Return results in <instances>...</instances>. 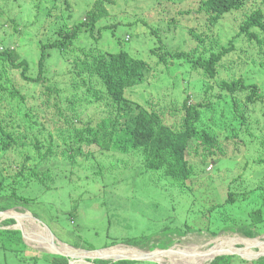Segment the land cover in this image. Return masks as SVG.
<instances>
[{"label": "rangeland", "instance_id": "obj_1", "mask_svg": "<svg viewBox=\"0 0 264 264\" xmlns=\"http://www.w3.org/2000/svg\"><path fill=\"white\" fill-rule=\"evenodd\" d=\"M47 1L48 6L38 8L39 17L54 7L51 21L44 25L43 19L36 18V0H0V42L13 44L17 54L30 62L34 80H24L21 71L10 70L7 63L1 65L7 69L2 75L4 83L20 91L26 97V104L11 101L9 89L0 97V114L6 117L5 131L16 141L10 151L0 148V184L5 188L0 194L3 208L0 214L17 213L0 221V231H19L24 242L21 246L14 245V240L0 235V264H71L74 260L49 251L42 242L33 241V244L28 232L42 233L49 241L52 234L69 251L95 254L112 247H125L149 254L178 251L176 254L181 258L185 252L195 255L217 248L218 243L226 247L232 244L235 250L224 248L217 264H264V44L249 42L248 38L237 39L235 50L219 62L217 77L212 82L215 89L210 93L205 92L206 79H194L197 73L204 75L195 72L189 61L170 58L171 61L162 63L151 53L157 47L152 33L159 31L169 46L166 51L172 54L198 51V56L206 58V48L200 45L202 34L206 32L205 41L212 36L215 52L227 48L246 17L256 10L264 11V0H246L241 11L224 16L213 28L208 26L207 15L199 11L205 0H104L109 15L101 20V25L116 26L102 32V47L106 46L111 53L126 50L136 58H151V65L156 68L152 79L127 89L128 102L136 109L145 108L151 114L161 115L163 122L175 129L184 123L186 99L191 98L189 105L192 106L205 105L199 108V127L206 128L217 140L214 147L203 142L192 143L188 159L193 173L185 182L162 173L147 172L140 154L103 156V151L96 146L85 148V153L93 151L103 171L97 163L95 166L80 160L75 169L78 174L72 177L71 167L62 153L49 157L39 166L35 161L25 163L29 155L38 157L33 149L35 135L42 130L41 137L52 133L55 144H59L60 130L67 132V122L61 120L62 112L77 114L70 102H74L73 96L78 92L74 90L75 83L71 84L65 75L68 61L77 53L66 57L49 51L51 62L44 66V84L35 82L41 48L59 37L64 41L61 33H68L67 27H70L65 0ZM82 1L86 5L94 3V0ZM70 2L75 9L81 3L80 0ZM14 18L20 24V33L10 38L14 34ZM77 18L79 22L80 16ZM262 32L258 34L264 42ZM95 39L99 41L100 35L81 37L77 48L90 50L92 43L97 42ZM4 47L1 44L0 52ZM239 79L250 87L257 86L258 100L256 96L245 105L250 89L232 96L218 88L222 81ZM50 90L55 92L56 100L49 96ZM84 107H95V103L83 105L81 115L85 116L79 117L82 120L103 114L97 108L96 113L90 108L88 114ZM31 129L34 130L30 132ZM0 139L2 142L7 137L0 132ZM21 171L29 172L21 183L15 184L21 186H13L15 176ZM35 171L39 177H31ZM96 173L101 176L94 180L92 176ZM16 195L21 197L20 201ZM229 195L234 202L228 201ZM249 231L254 233L251 238L246 236ZM128 240L135 242L136 247L123 244ZM101 257L85 258V261L96 264ZM154 258L100 260L131 261L132 264H213L218 259L208 263L204 260L161 263Z\"/></svg>", "mask_w": 264, "mask_h": 264}, {"label": "trees", "instance_id": "obj_2", "mask_svg": "<svg viewBox=\"0 0 264 264\" xmlns=\"http://www.w3.org/2000/svg\"><path fill=\"white\" fill-rule=\"evenodd\" d=\"M80 1L81 3L76 5V9L73 7L70 0L64 1V6L66 7V11H68L67 21L70 27H67V29L69 32L66 33L64 31L61 33L64 41L59 37L58 40L44 45L41 48L42 55L39 58L38 67L39 75L35 79V82H39L41 85L44 84L42 83L45 75L44 66L47 62H51L50 58L48 59L49 51H57L58 54H63L66 57L77 53L72 61H68L70 67H67V65L65 68V75L71 79V84L75 83L74 90L78 92L73 96L74 102H70L72 108H74L73 111L77 112V114L72 115L65 111L62 112L61 120L67 122V132L63 129L60 130L59 137L61 143L55 144L52 133H49V136L41 137L43 135V130L41 134L35 135L33 137V149L37 152L38 157L29 155L25 158V163L35 161L37 166H39L41 162L49 160V157L62 153V155L67 158V163L71 167L69 175L72 177L78 174V172H75V169L78 167L80 160L91 162L95 166L97 163L98 169L103 171L101 164L98 162L99 159L97 160L94 152L88 151L85 153V148L96 146L103 151V156L109 153H122L123 155L140 154L147 168V172H152V174L162 173L173 179H179L184 182L187 181L193 173V168L188 159L192 143L197 141L198 144H202L203 142L210 147H214L215 140H217V137H212L211 133L206 128L199 127L201 123V112L199 108L205 105L198 104L192 106L189 105V100L191 98L186 99L183 105L186 115L180 129H175L165 124L161 115L151 114L145 108L136 109L135 106L126 99V91L128 88L145 84L149 79H152V74L156 69L155 65H151V58L148 60H145V58H136L126 50H121L118 53H111V51L107 50L106 46L102 47L101 43L104 39L102 38V32H106L109 28L116 26L110 25L104 27L101 25V20L109 15L108 5L104 0H94L93 2L95 4L93 3V5H86L84 1ZM44 4L48 6V1L36 0L35 11L37 12L36 18L39 20L43 19L44 25H47L52 19L54 7H52L51 10L49 7L46 10V14H41L38 17V8L42 7ZM245 6L246 0H205L204 6L199 8V11L207 15L206 19L208 26L213 28L221 22L224 16L232 12L241 11ZM3 7H5V5H3ZM3 13L5 15L7 14V12L4 11ZM77 16H80L79 22H76L78 19ZM12 25L14 34L10 38H14L20 33V30H18L20 24L16 18L12 20ZM54 27L55 25H53V28ZM258 31H264V11L261 9L248 15L241 24L240 31L233 35L235 37L228 43V47L218 52H215L214 41L211 35L210 37H206L205 41L203 35H206V32H204L202 34L203 37L201 36L200 39V45L206 48V58L198 56V51L189 53L176 52L174 54H172L171 51H166L165 49L169 48V46L164 42L163 36L159 31L158 33H152L156 37L154 41L157 43V47H153L151 53L154 57L157 56L162 63L168 62L170 58L189 61L195 72H201L204 75L200 76L197 73V75H194V79H206L207 88L205 92L210 93L215 89L212 82L217 77L219 62L226 55L235 50L237 39L248 38L247 40L249 42L257 41L261 45L264 44L259 38ZM96 34L100 35V40L98 41L95 39L97 42L92 43L90 50L85 51L77 48L78 43L81 41V37L91 36L95 38ZM112 34L113 36L115 35V30L112 31ZM1 42L0 46L4 44L5 47L0 52V97L3 92L7 91L6 89H9L7 93L11 94L13 97L10 100L21 102V104L25 105L26 97H22L20 91L15 89L12 90L7 83H4L2 75L5 72L4 70L7 69L2 68L1 65L7 63L6 65L11 67L10 70L21 71L24 80L34 82L30 75L32 65L27 59H22L21 56L17 54L16 49L12 48L13 44H6L5 40ZM207 44H209V47H207ZM218 88L226 91L232 96L250 89L251 94L247 98L245 105L251 100V102H253V98H255L258 93L257 86L252 85V87H250L246 85L242 79L235 82L222 81L218 84ZM54 94L55 92L50 90L49 96L56 100L58 97L54 98ZM216 97L219 98V95ZM80 100H83V102L79 103ZM89 103H95V107H87L86 109L84 107L86 113L90 114L88 112L90 108H94V113H96L97 108L99 111H103V114L100 117H90L87 120H82L79 117L85 115H81V109L83 105ZM21 104L18 105L22 106ZM56 104H59V100ZM57 110V106L55 105V111ZM213 112H215V108ZM4 119H6L4 114H0V132L7 137V139H3L2 142L0 139V148L4 151H10L16 141L11 133L5 131ZM33 130L34 129H31L29 131L31 132ZM29 139H31V137ZM47 142H49L48 146ZM103 166L106 167L105 164H103ZM89 169H93V167L90 166ZM28 172H19L15 176V181L12 185L14 186L16 183H21L22 178L26 177ZM39 175L40 174L35 171L31 174V177H39ZM99 176H101V173H96L92 177L94 180H97ZM51 181L56 183L55 180ZM4 190L5 188L1 183L0 194L4 192ZM17 196L18 195H16V197ZM17 198L20 201L21 197ZM228 201L234 202L232 195H229ZM0 209L2 210L3 208L0 207ZM11 222L14 223L13 220ZM0 235H7L10 240H14V245L17 244L21 246L24 244L22 234L19 231H0ZM246 236L251 238L254 236V233L249 231L246 233ZM13 237H15V239ZM123 244L129 247H136V243L130 240ZM219 260L220 258L213 264H217ZM51 262L53 263V259ZM95 263L132 264L131 261L113 263L103 260L95 261Z\"/></svg>", "mask_w": 264, "mask_h": 264}, {"label": "bare ground", "instance_id": "obj_3", "mask_svg": "<svg viewBox=\"0 0 264 264\" xmlns=\"http://www.w3.org/2000/svg\"><path fill=\"white\" fill-rule=\"evenodd\" d=\"M15 214H17V213L14 212V213H8V214H6V213L5 214H0V221L6 219L9 215H15ZM20 218H21V220H23L24 216L22 215ZM26 219H28V218H26ZM24 233H25V230H24ZM28 233H29V237L28 236L27 237L29 239H31L30 241L33 244H35L37 242H42V244L44 243L43 244L44 248L50 249V247L44 242V239L42 238L41 234H39L37 232L36 233L28 232ZM25 235H26V233H25ZM44 238H45V240H47V236L44 237ZM51 241H52L53 244L56 243V244L61 246V244L58 243V241H56V239L54 238V236L52 234L50 236V241H47V243L51 244ZM218 244H219L218 247L215 248V249H212V250L207 251V252L196 253L195 255H194V253H191V252L190 253L189 252H185L183 254V256H181V258H180V256L178 254H176L178 251H173V252H171V251L170 252H161V251H159L156 254H149V253L140 252V251H138L136 249H126L125 247H120V248L116 249L114 252H103L101 254L93 253V254L88 255L87 257H85V255L83 256V255L80 254V253H85V251H78L80 253H73L72 254V252H74L75 250L74 251H69L68 249H65V246H62L61 250L53 249L51 251H55L56 254H58V255H59L60 252L64 251L65 253H68L69 255H72L74 260H76V259H80L81 260V262H79V263L75 262V264L76 263L77 264H85V262H86L85 258H90V259H94L95 260V259L98 258V255L99 256H104L105 255V258L108 259V260H115V259H119L121 257L131 258V259H134V260H137V259L138 260H143V259H146V258L155 257L154 260L155 261H160L161 263L162 262H177V263H185V262H187V263L190 262L191 263V262H195V263H197V262H199L201 260H204V263L205 262L208 263V262L212 261L213 259H215L217 256H219L220 253H222L224 248H229V249L235 250V246L232 245V244H228L227 247L222 245L221 243H218ZM263 252H264V250H263ZM184 255L187 256L186 257L187 260L185 259L186 261H182V258L184 257ZM178 259H180V260L177 261ZM72 261H71V264H72Z\"/></svg>", "mask_w": 264, "mask_h": 264}, {"label": "water", "instance_id": "obj_4", "mask_svg": "<svg viewBox=\"0 0 264 264\" xmlns=\"http://www.w3.org/2000/svg\"><path fill=\"white\" fill-rule=\"evenodd\" d=\"M11 218H13V217H11ZM24 233V232H23ZM59 242V241H58ZM60 244H61V246L60 245H58V244H56V243H52V241H51V244L52 245H54V247H56L58 250H61V248H62V246H66L64 243H61V242H59ZM116 249V248H115ZM106 252H111V249H109L108 251H106ZM94 252H85V257H87L88 255H90V254H93ZM102 253V251H98V253L97 254H101ZM60 255H65V256H69V257H71V258H73V256L72 255H69L68 253H65L64 251L63 252H60L59 253ZM101 257V256H100ZM105 258V255L104 256H102L100 259H104ZM98 259V258H97ZM99 259V260H100ZM106 259V258H105ZM120 260H127V259H130V260H132L131 258H124V257H121V258H119Z\"/></svg>", "mask_w": 264, "mask_h": 264}, {"label": "crops", "instance_id": "obj_5", "mask_svg": "<svg viewBox=\"0 0 264 264\" xmlns=\"http://www.w3.org/2000/svg\"><path fill=\"white\" fill-rule=\"evenodd\" d=\"M41 234H42V233H41ZM44 237H45V236L42 235V238L44 239V242L50 247V249H48V250H49V251H51V250H53V249L56 250L57 248L54 247V245L47 243V241H49L48 238H47V240H45ZM73 253H80V252H72V254H73ZM80 254L83 255V256L85 255V253H80ZM75 262L79 263V262H81V261L73 260V261H72V264H75ZM77 263H76V264H77ZM85 264H87V263L85 262Z\"/></svg>", "mask_w": 264, "mask_h": 264}, {"label": "clouds", "instance_id": "obj_6", "mask_svg": "<svg viewBox=\"0 0 264 264\" xmlns=\"http://www.w3.org/2000/svg\"><path fill=\"white\" fill-rule=\"evenodd\" d=\"M261 245H262V244H261ZM113 248L118 249L117 247H112V248H111V251H112V252H114V251L116 250V249H113ZM240 250H243V249H240ZM236 253H237V252H236ZM239 253H240V252H239ZM233 254H235V253H233ZM220 256H221V255L217 256V258H220ZM217 258H216V259H217Z\"/></svg>", "mask_w": 264, "mask_h": 264}]
</instances>
